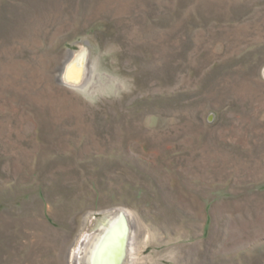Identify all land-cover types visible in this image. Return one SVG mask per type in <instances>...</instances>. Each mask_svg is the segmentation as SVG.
I'll list each match as a JSON object with an SVG mask.
<instances>
[{
    "label": "rangeland",
    "instance_id": "374dc122",
    "mask_svg": "<svg viewBox=\"0 0 264 264\" xmlns=\"http://www.w3.org/2000/svg\"><path fill=\"white\" fill-rule=\"evenodd\" d=\"M114 207L127 264H264V0H0V264Z\"/></svg>",
    "mask_w": 264,
    "mask_h": 264
},
{
    "label": "bare ground",
    "instance_id": "6f19581e",
    "mask_svg": "<svg viewBox=\"0 0 264 264\" xmlns=\"http://www.w3.org/2000/svg\"><path fill=\"white\" fill-rule=\"evenodd\" d=\"M79 62L84 69L85 61ZM87 224L91 227L84 228L72 247L70 264H127L135 261L141 229L130 210L110 208L100 218L89 217ZM148 238L149 234H145L143 241Z\"/></svg>",
    "mask_w": 264,
    "mask_h": 264
}]
</instances>
